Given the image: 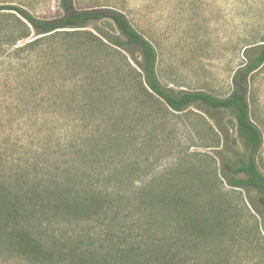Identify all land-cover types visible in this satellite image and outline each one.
Returning <instances> with one entry per match:
<instances>
[{
	"label": "rangeland",
	"instance_id": "rangeland-1",
	"mask_svg": "<svg viewBox=\"0 0 264 264\" xmlns=\"http://www.w3.org/2000/svg\"><path fill=\"white\" fill-rule=\"evenodd\" d=\"M2 5L42 19L65 14L62 0ZM74 6L125 14L155 47L161 83L176 92L228 97L248 61L246 49L264 43V0H74ZM84 31L125 41L108 22ZM87 37L46 38L20 62L0 54V184L28 178L69 199L139 194L137 204L114 199L118 215L109 220L115 230L128 225L127 236L94 235L105 218L80 226L43 220L31 227L38 252L0 240V264H264L260 195L231 186L224 175L226 164L236 167L247 157L234 114L202 103L173 111L139 83L138 48L107 52ZM2 41L0 35V53ZM248 101L264 140V64L250 77ZM257 162L264 172V143ZM133 212L147 225H173L179 233L140 237ZM196 227L200 234L191 235Z\"/></svg>",
	"mask_w": 264,
	"mask_h": 264
},
{
	"label": "trees",
	"instance_id": "trees-1",
	"mask_svg": "<svg viewBox=\"0 0 264 264\" xmlns=\"http://www.w3.org/2000/svg\"><path fill=\"white\" fill-rule=\"evenodd\" d=\"M62 6L65 14L56 19L39 18L27 9L15 5L0 6V18L5 20V25L8 27L7 30L6 28L0 30L4 46L0 54L3 60L9 58L20 62L24 55H30L37 50L46 38L57 34L77 38L83 35L88 36L91 43L98 41L107 52L116 51L114 48L128 46L138 48L143 57L139 83L145 91L162 99L170 109L183 112L195 103H202L211 109L226 110L234 114L237 131L248 145L247 157L240 160L236 167L226 164L227 173L224 175L229 177V184L233 187H250L256 190L260 195V204L264 206V172L257 162L264 140L261 130L251 119L248 101L250 77L264 64V43L250 48L251 50L246 49L248 61L234 74L233 91L228 97L219 98L202 91L176 92L161 83L157 73L158 54L155 47L132 25L125 14L110 9L79 10L75 8L74 0H62ZM95 21L112 24L116 31L125 38V41H122L119 35H110L105 31H99V36L86 33L84 29ZM32 34L36 38L31 41L29 39ZM26 40L29 42L18 46L20 41ZM250 51L253 53L250 54ZM84 75L87 76L85 73ZM21 180L23 181L0 184V240H18L22 245L21 251H24V247L32 245V253H37L39 248L34 246L38 245L37 238H34L38 235L32 232L31 227L32 224L37 226L43 220H48L47 224L54 223L56 226L65 224L80 226L84 223L96 224L105 218L107 221L101 223L103 228L96 227L94 235H103L110 239L116 236L126 237V230L129 226L115 230L112 226L115 221L109 220L112 218L114 220L118 215V209L115 211L118 203L115 205L114 199L124 205L137 204L141 199V196L136 193L133 195L120 193L115 196L109 192L89 193L83 198L79 196L69 199L59 195L55 196L51 188L39 186L36 180L34 183L29 182L28 178ZM130 216L135 222L137 220L140 226L139 230L142 232L138 235L140 237L162 235L173 238L179 233L173 225L161 229L154 228L142 222L143 219L134 212ZM128 219H130L129 216ZM40 225L42 226L41 223ZM261 227L264 232V217ZM186 229L188 227L181 230ZM197 232L200 234V230L196 227L190 234L194 235ZM45 233L41 232L43 234L41 236Z\"/></svg>",
	"mask_w": 264,
	"mask_h": 264
}]
</instances>
